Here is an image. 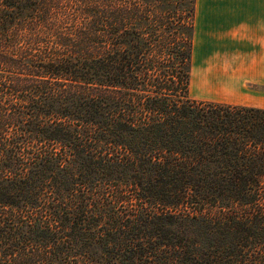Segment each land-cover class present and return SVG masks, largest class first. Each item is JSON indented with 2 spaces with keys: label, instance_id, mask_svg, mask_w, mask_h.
<instances>
[{
  "label": "trees",
  "instance_id": "trees-1",
  "mask_svg": "<svg viewBox=\"0 0 264 264\" xmlns=\"http://www.w3.org/2000/svg\"><path fill=\"white\" fill-rule=\"evenodd\" d=\"M130 6L0 0V264H264V109L134 93Z\"/></svg>",
  "mask_w": 264,
  "mask_h": 264
},
{
  "label": "crops",
  "instance_id": "crops-1",
  "mask_svg": "<svg viewBox=\"0 0 264 264\" xmlns=\"http://www.w3.org/2000/svg\"><path fill=\"white\" fill-rule=\"evenodd\" d=\"M192 86L191 99L264 109V0L193 1Z\"/></svg>",
  "mask_w": 264,
  "mask_h": 264
},
{
  "label": "rangeland",
  "instance_id": "rangeland-1",
  "mask_svg": "<svg viewBox=\"0 0 264 264\" xmlns=\"http://www.w3.org/2000/svg\"><path fill=\"white\" fill-rule=\"evenodd\" d=\"M131 3L137 6L130 7L138 8L139 10L136 9L138 12H144L145 16L143 17L146 18V21L142 17L137 20H139L140 31L148 34L146 37L148 46L140 54L143 62L140 68L143 67V69L138 71V65L135 64L133 67L135 70L134 76L139 82L150 79L151 83H153L152 86L142 87L145 89L144 92L141 89V83L132 91L145 96L152 95L154 90H156L154 86L163 84L162 86L165 87L167 82L174 79L176 82L172 84V90L164 89L162 92L168 94L169 98L177 102L191 99L188 95L190 97L193 96V86L191 92L187 93L185 82L188 64L186 48L189 45L188 30L191 22L190 7L192 6V0H131ZM185 45L186 48L184 47ZM172 47L179 48L177 50L178 52L181 50V54L177 53V57L170 59L166 54L170 53L169 51L173 49ZM121 48L123 49V45ZM182 48L184 51H182ZM143 58L145 59L143 60ZM167 64H172V66H167ZM145 65L150 66L146 72L144 70ZM179 79H181L182 83L179 82Z\"/></svg>",
  "mask_w": 264,
  "mask_h": 264
}]
</instances>
